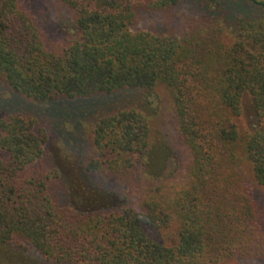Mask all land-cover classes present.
<instances>
[{
	"label": "trees",
	"instance_id": "obj_1",
	"mask_svg": "<svg viewBox=\"0 0 264 264\" xmlns=\"http://www.w3.org/2000/svg\"><path fill=\"white\" fill-rule=\"evenodd\" d=\"M75 32L53 46L25 0H0V82L39 104L163 89L190 153L188 186L174 200H145L140 209L79 210L69 186L56 195L57 170L35 167L48 134L32 117L0 116V261L5 250H33L52 264H223L264 262V0H240L230 31L223 20L177 35L131 32L139 10L164 11L180 0H58ZM208 8L220 0H201ZM206 7V10H207ZM220 7V6H219ZM219 9V8H218ZM259 19L249 20L252 14ZM256 125L238 121L242 97ZM150 102L116 107L95 120L83 170L125 178L145 163L161 178L170 160L151 149ZM154 153L156 155H154ZM165 176V175H164ZM177 225L165 246L143 228Z\"/></svg>",
	"mask_w": 264,
	"mask_h": 264
},
{
	"label": "rangeland",
	"instance_id": "obj_2",
	"mask_svg": "<svg viewBox=\"0 0 264 264\" xmlns=\"http://www.w3.org/2000/svg\"><path fill=\"white\" fill-rule=\"evenodd\" d=\"M28 7L39 18L49 46L58 44L62 38L75 32L71 14L58 0H25ZM218 7L208 8L201 0H180L174 7L164 11L139 10L129 26L131 32L146 31L157 35H177L191 29L212 26L215 18L223 20L232 31L240 16V0H220ZM220 6V7H219ZM207 7V10H206ZM219 8V9H218ZM249 20L259 19L257 14ZM144 99L150 102V123L152 128L150 146L162 155V148L170 153V160L158 179H151L141 163L125 178L106 172L94 176L83 170V162L89 150L90 130L100 115L116 107H138ZM21 113L32 117L48 134L44 154L35 167L48 173L57 170L59 179L51 181L56 195L64 193L69 186L72 204L79 210H99L121 207L128 203L140 209L150 198L174 200L189 184L192 166L189 150L180 138L173 105L163 89L153 92L128 91L107 97L89 100H58L39 104L12 93L0 82V116ZM239 125L251 130L256 125V116L250 99L242 97V113ZM154 153V155H156ZM257 200L264 203V187H254ZM154 242L174 246L178 241L177 225L168 229L143 228ZM14 253L13 259L0 264H52L46 262L33 250H19L14 246L4 248ZM223 264H264L261 261L239 259Z\"/></svg>",
	"mask_w": 264,
	"mask_h": 264
}]
</instances>
